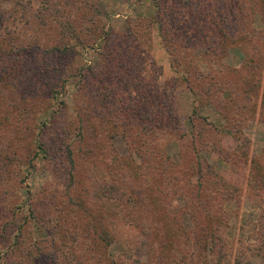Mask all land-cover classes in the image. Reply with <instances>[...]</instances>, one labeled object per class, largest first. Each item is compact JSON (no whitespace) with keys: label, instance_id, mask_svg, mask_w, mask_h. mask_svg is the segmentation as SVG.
I'll list each match as a JSON object with an SVG mask.
<instances>
[{"label":"rangeland","instance_id":"374dc122","mask_svg":"<svg viewBox=\"0 0 264 264\" xmlns=\"http://www.w3.org/2000/svg\"><path fill=\"white\" fill-rule=\"evenodd\" d=\"M0 264H264V0H0Z\"/></svg>","mask_w":264,"mask_h":264},{"label":"trees","instance_id":"16d2710c","mask_svg":"<svg viewBox=\"0 0 264 264\" xmlns=\"http://www.w3.org/2000/svg\"><path fill=\"white\" fill-rule=\"evenodd\" d=\"M162 166H163V169L166 171V175H169L170 176V170H171V166H170V163L168 161L164 162V164L162 163ZM105 235V237L103 236ZM109 236V233L108 232H104L103 234L99 233L97 234V239H101L103 241H107L106 237Z\"/></svg>","mask_w":264,"mask_h":264}]
</instances>
